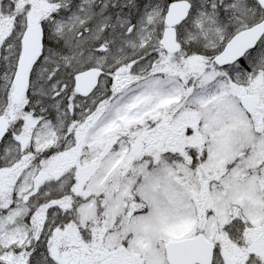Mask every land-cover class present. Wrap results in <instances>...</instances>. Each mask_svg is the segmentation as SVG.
I'll return each instance as SVG.
<instances>
[{
	"label": "snow or ice",
	"instance_id": "6c2138e0",
	"mask_svg": "<svg viewBox=\"0 0 264 264\" xmlns=\"http://www.w3.org/2000/svg\"><path fill=\"white\" fill-rule=\"evenodd\" d=\"M0 264H264V0H0Z\"/></svg>",
	"mask_w": 264,
	"mask_h": 264
}]
</instances>
